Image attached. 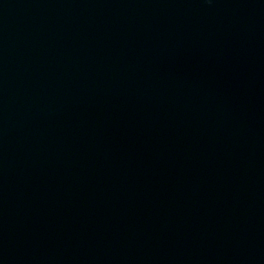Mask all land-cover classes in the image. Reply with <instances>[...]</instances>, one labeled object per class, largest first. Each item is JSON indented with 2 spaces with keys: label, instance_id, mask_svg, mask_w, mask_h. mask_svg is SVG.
I'll use <instances>...</instances> for the list:
<instances>
[{
  "label": "water",
  "instance_id": "1",
  "mask_svg": "<svg viewBox=\"0 0 264 264\" xmlns=\"http://www.w3.org/2000/svg\"><path fill=\"white\" fill-rule=\"evenodd\" d=\"M48 0H0V105Z\"/></svg>",
  "mask_w": 264,
  "mask_h": 264
}]
</instances>
